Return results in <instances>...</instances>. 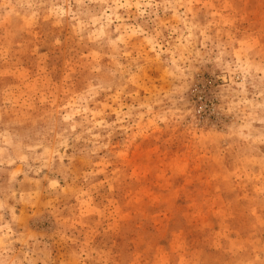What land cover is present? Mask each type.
<instances>
[{"label":"rangeland","instance_id":"1","mask_svg":"<svg viewBox=\"0 0 264 264\" xmlns=\"http://www.w3.org/2000/svg\"><path fill=\"white\" fill-rule=\"evenodd\" d=\"M0 264H264V0H0Z\"/></svg>","mask_w":264,"mask_h":264}]
</instances>
